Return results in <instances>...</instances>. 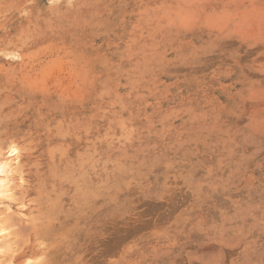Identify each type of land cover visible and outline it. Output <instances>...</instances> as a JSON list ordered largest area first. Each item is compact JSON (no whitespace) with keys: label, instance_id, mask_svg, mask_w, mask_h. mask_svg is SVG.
I'll list each match as a JSON object with an SVG mask.
<instances>
[{"label":"rangeland","instance_id":"1","mask_svg":"<svg viewBox=\"0 0 264 264\" xmlns=\"http://www.w3.org/2000/svg\"><path fill=\"white\" fill-rule=\"evenodd\" d=\"M0 264H264V0H0Z\"/></svg>","mask_w":264,"mask_h":264},{"label":"bare ground","instance_id":"2","mask_svg":"<svg viewBox=\"0 0 264 264\" xmlns=\"http://www.w3.org/2000/svg\"><path fill=\"white\" fill-rule=\"evenodd\" d=\"M38 218V217H37ZM39 218H40V216H39ZM35 219V218H34ZM41 219V218H40ZM11 220V219H10ZM34 223V222H33ZM33 223L31 224V225H33ZM18 224V223H17ZM36 224H38L37 222H36ZM19 227V226H18ZM24 227V226H23ZM30 228V227H29ZM32 228V232H31V235H30V237L32 238H35V239H39V238H44L45 237V240H48V237L47 236H49L50 235V237H52L53 236V230H52V233L51 232H49V230H48V224H45V223H40V224H38V225H34V226H32L31 227ZM21 230V229H20ZM19 230V231H20ZM22 231V230H21ZM20 231V232H21ZM30 232V230L28 231V229L27 230H25L24 231V233L25 232ZM16 232H18V230L16 231ZM59 233V232H58ZM57 233V234H58ZM15 234V233H14ZM21 234H23V233H21ZM20 234V235H21ZM46 237H47V239H46ZM28 238V237H27ZM52 239V238H51ZM45 240H42V241H45ZM35 242V241H34ZM8 245V244H7ZM6 245V246H7ZM46 246V245H45ZM38 253V251H37V249H36V247H34V248H32L31 249V251L30 252H28V253H25L24 255H22V256H18V257H13L12 259H11V262H18L20 259H21V257H23V256H25V255H31V254H37ZM52 253H53V251H52ZM58 253V252H57ZM59 253H60V251H59ZM58 253V254H59ZM56 254V253H55ZM54 253H53V255H55ZM51 255V254H50ZM54 258H56L55 256H54Z\"/></svg>","mask_w":264,"mask_h":264}]
</instances>
